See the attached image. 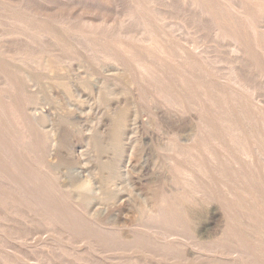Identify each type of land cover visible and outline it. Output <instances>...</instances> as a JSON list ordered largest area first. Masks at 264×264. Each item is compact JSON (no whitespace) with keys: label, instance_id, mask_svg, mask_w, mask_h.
Instances as JSON below:
<instances>
[{"label":"rangeland","instance_id":"374dc122","mask_svg":"<svg viewBox=\"0 0 264 264\" xmlns=\"http://www.w3.org/2000/svg\"><path fill=\"white\" fill-rule=\"evenodd\" d=\"M154 1L148 4L145 11L162 21L161 31L170 35L167 47L180 44L188 46L189 43V46H199L201 52L208 51L196 57L199 67L185 69H195L201 84L207 83L225 90L227 94L222 92L225 95L220 97L222 106L226 100L227 103L231 101L233 109L237 108L229 96V91L237 89L236 85L229 82L234 76L254 87V91L251 89L249 93L237 89L236 92L242 93L243 102L246 100L248 104L255 105L256 100H260L264 104V54L257 44L255 46V39L264 42V14L254 13L251 28L245 23L238 22L237 25L234 22L220 29L222 34L238 32L252 42L247 47L250 54L238 55L236 59L229 52L231 41L223 40L222 34H214L211 17L181 0ZM0 2L3 9L6 5L11 8L15 5L13 10L33 15L39 19V23L45 22L58 32L90 31L102 40L114 38L131 44L137 51L143 48V44L136 41L144 35L143 19L125 16L130 7L129 0ZM246 2V6L251 8V2L264 3V0ZM209 4L212 14L218 19L221 17L224 23L234 17L230 9L234 6L237 10L239 8L235 2L228 7L230 11L226 10L223 3L222 6L213 2ZM145 11L140 10V13ZM5 21L3 17L0 18V67H4V70L7 68L5 72L15 86L10 90L0 83V99L18 102V114L22 121L11 124L16 138L9 137L0 123V264H264V255L259 256L264 254V163L261 159L253 166H245L241 162L240 165L245 167L243 171L247 175L251 173L253 177L248 182L246 178L245 183L238 166L229 162L227 164L223 154L222 158L211 161L207 153L203 152V155L195 157L198 162L203 160V163L208 164L211 171L209 178L204 179L195 174L198 179L195 178L196 182L194 180L195 183L189 188H184L181 183L184 176L179 174L181 172L175 166L180 162L178 167H189V162L185 161L190 159L188 156L186 159V155H173V151H167L166 147L178 138L183 146L188 144L199 125L197 113L177 112L172 109L170 101L158 96L160 87L163 88L159 77L169 75L167 71L170 73V70L173 74L176 72L173 70L178 68L172 56L169 58L156 54L157 59L161 57L158 59L161 65L154 57L150 58L152 71L157 70V76L154 75L157 80L149 78L140 81L136 70L127 66L129 59L125 60L127 67L118 66L109 60H97L90 48L71 32L56 39L38 37L37 40L28 41L23 36L8 35L12 29ZM180 25L183 30H178ZM17 46H20L19 49ZM117 50L115 47L114 51L119 52ZM41 55L54 61V70L51 67L45 70L41 57V60L38 59ZM16 60L21 62L17 64ZM184 74L183 77H186ZM26 76L36 80L34 84H28V88L25 87ZM253 80L255 83H252ZM176 81L178 90L185 91V85L178 79ZM29 96L37 97L39 112L46 114L39 126L43 129L33 127L24 114L32 107ZM234 111L237 121L244 123L238 110ZM122 112L124 123L118 126L116 117ZM257 113L264 119L257 107L252 108V119L248 118L245 126L248 122H254ZM20 126L25 128L26 133H21ZM43 131L51 136V141L43 139ZM175 134L176 139L173 137ZM258 134L259 137L256 134L255 139H262L264 144V129L259 128ZM115 136H119L117 138L120 141V154L117 156L111 140ZM200 139L197 142L195 140L193 145L197 146ZM95 142H99L100 151L92 148ZM226 145L228 147V143ZM24 148L28 153H24ZM211 148L221 154L217 146L212 145ZM172 158L173 165L169 163ZM175 161L178 162L175 164ZM220 173L224 174V178H231L230 182L235 184L231 185L235 189L232 195L222 192L218 186L219 178L222 177ZM107 179H110L109 182ZM83 185H86L85 189ZM251 188L255 189L252 191ZM194 189L196 192L192 191ZM164 198L167 204L161 202ZM83 201L86 203L83 204ZM167 205L172 207L175 216L169 217V220L155 219L157 211ZM247 209L253 212L249 213ZM87 214L106 225H95ZM115 222L119 224L117 227L112 226ZM255 225L259 229H255ZM192 231L201 240L197 250L191 246L186 248L162 241L163 233H176L188 238ZM183 252H187V255L184 256ZM231 252L233 255H228Z\"/></svg>","mask_w":264,"mask_h":264},{"label":"bare ground","instance_id":"6f19581e","mask_svg":"<svg viewBox=\"0 0 264 264\" xmlns=\"http://www.w3.org/2000/svg\"><path fill=\"white\" fill-rule=\"evenodd\" d=\"M161 1L163 2V1H166V0H161ZM181 1H182V3L184 2L185 4H188L190 7L198 8L202 14H205L206 16L211 17L213 19V26H214V34L215 35L222 34V32L220 33V29H223V26L225 27V26H228V25H232V24H234V22L237 25H238V22L239 23H243V24L245 23V24L249 25V28H251V19L254 16V13L264 14V3H257V4L256 3H253L252 4V2H251V5H253V7L249 8L248 6H246V4H247L246 1L249 2L250 0H246V1L245 0H181ZM252 1H254V0H252ZM211 2H213L214 4L215 3H219V6H222V3H223L224 6H225V8H226V10H228V11L231 10L232 11V12L230 11V13L234 17L228 18L226 20V22L224 23L221 17H220V19H218L219 18L218 16L212 14L211 9H210V6L211 5L209 4ZM233 2H235V4H239V5H237L239 7L238 10H237V8L235 6H234V8H231L230 10L228 9V7L230 8L231 5H233L232 4ZM245 2H246V4H245ZM129 3H130V7H129V9L126 12V15H125L126 18L143 19V26H144L143 31H144V35L136 40L137 42H140L139 43L140 45L143 44V45H141V46H143V48L140 49L139 51H137L136 47L134 48L131 44H128V43L123 42V41H119L117 39L114 40V38H110V39H107V38L105 39L104 38L102 40L101 38H99V37L95 36L94 34L90 33V31H88L89 33L84 32V31H81V30H77V31H69L68 30L69 32L68 31H62L61 30L62 32L61 31L58 32V31L54 30L53 27H51L49 24H47L45 22L44 23H39V19L35 18L33 15H28V14L22 12V11H21L22 13H19V12L13 10L12 8L15 5H13L12 8L10 6H7L6 5V6H4L5 9H3L2 6H1L0 7V11L1 10H3V11H2V13L1 12L0 13H1V17H3L6 20L5 21L6 24L9 27H11V29L13 30V31L11 30L10 33L8 32V35L9 34H12V35L14 34V35H17V36H23L28 41H34V39H36L38 37H42V38L43 37L44 38L45 37H49V38H55L56 39L58 37H62L63 35H65V33H67V34L69 33L70 34V32H71L74 37H76L79 40H81L84 43L85 46H87V47L90 48V52L92 53V56H93V54H95L97 56L96 57L97 60L98 59L109 60V62H113L114 64H117L118 66H121V67L124 66L125 67L126 66L125 65L126 58L129 59V63H128L129 65L127 64V66H132L136 70L137 76H138V78H139L140 81H146L149 78H153V80H157V78H154L155 77L154 75L157 76V74H155V72L157 70L155 72L152 71V69H151L152 66H151V64L149 62V59L150 58H153L154 57L155 59H157L156 57L158 56V54L161 57H163V56H165V57L169 56V58H170V56H172L175 59L178 68H177V70L176 69L173 70L174 72L176 71L173 74H172V72L170 70V73L167 71V73L169 75H163V76H160L159 77L160 78L159 81H160V83H162L163 88L160 87L161 90L159 91L158 96L164 98V100L166 99V100L170 101V104H171L172 109L173 108L176 109L177 112L179 111L181 113H186V112L194 111L195 113H197L198 114L197 115V118H198L197 125H199V128H196L197 129L196 130V133L193 136L191 135L192 137L189 138L190 141H189L188 144H186V145L184 144V146H183V144H181V142H180V139L179 138H178L179 140L176 139L177 137H176V134H175V136L173 135V137L176 140H173V141L171 140L172 142H170V144L168 145V147H166V148H168L167 151L169 150V151H171V153L173 151V155L174 154H177L178 157L179 156H182V155H184V156L186 155L185 156L186 159H187V156H188L189 157L188 159H190V161H191V162L189 160H186L185 161L186 163L189 162V164H190V166L188 165L189 167H185V168L184 167H181V166L178 167L179 165H181L180 162H179V165L177 164L178 166L177 165L176 166L174 165L177 169H179L178 171L181 172L179 174H181V175L184 176L183 179L181 178L182 179V182L180 181L182 183L183 187L184 188L185 187L186 188L187 187L189 188L190 186H192L196 182V180L198 178H197V175H195V174H198V175L202 176V178L205 179V178L208 177L209 173H211L209 167L207 166L208 164L206 165L205 162L203 163V160H201V159H200L201 161L198 159L200 162H198L196 160V157L197 156L204 154L203 152L207 153L206 155H208L211 158V161H212V159L213 160H217L219 157L222 158V154H223V160H225L227 164L229 162V164L232 163L234 165H237L238 166L237 168H239V171H240V176L244 180L243 182H245V183H246V181L248 182L249 181L248 179L253 178L252 177V174L251 173L250 174L248 173L249 175H247L243 171V169L245 167L242 166V165H240L241 162L244 163L245 166L246 165L247 166H250V165L253 166V165H256L257 164V160L261 159L263 161L262 163H264V144H263V141L261 142L262 139H260V140L258 139V137H259V134H258L259 128L264 129V119L263 118L261 119L259 117V114L257 113V115H254V117L256 116L255 120L257 119V121L254 120L253 123H251V122L249 123L248 122L249 124L247 123V126H245L246 122L248 121V118L249 119H252L251 118V116H253V114H252V108H256L257 107V109H259V112L262 113V115L264 116V114H263L264 110H262V109H264V104L261 103L260 100H256L255 105H253L251 103L248 104L246 102V100L244 101L245 102V104H244V102L242 101L244 99H242V97H241L242 95L240 96V94H242L243 91H244V93H246V92L249 93V92H251L250 90L252 89V92H253L254 91V87H252V85H250V84H247V83L242 82L241 80H239V78H237V76H234L232 79H230L232 75H230V77H229V79H230L229 82L233 83V85H236L237 89L242 92V93L240 92V94H239V92H236L237 89H236V91L234 90V92H230L228 90L229 93H230V94L229 93L228 94H229L230 98L232 99V102L234 104H236V106H237V108H235L236 106L234 108L238 110V115L241 116V119H243V121H245L244 123L243 122L240 123L239 121H237L238 120V117H237V114H235V111H234L235 109L232 108V105L230 103L231 101H229V103H227L226 100H225V102L223 103L224 106H222V100H220V97H222V95L227 94V92L225 90L222 91L221 90L222 89L221 87L219 89V88H217V86L216 87H213L211 84L210 85H208L207 83H206L207 85L205 83L204 84H201V81H198L199 79H197V76H196V73L197 72L195 71V69L194 70L193 69L192 70L191 69L190 70L185 69L187 67L188 68L189 67H199L198 66V63H197L196 57L198 58V57H201V55H202V52L203 51L201 52V50L199 49L200 47L197 46L196 44H192L191 46H189V43H188V46L180 44V45H175V46L171 45L172 47L171 46L170 47H167L166 44L170 42V39H169L170 38V35L167 34V33H165V32H162L161 31L160 25H161V22L162 21L160 22V21L156 20L152 16L151 13H149L148 11H145V8L148 6V4L155 3V1L154 0H129ZM217 7H218V5H217ZM244 7H246V8L248 7L249 9L248 8L246 9ZM241 8H244V10H239ZM212 9H213V7H212ZM140 10H143L145 12H143V14H142V13H140ZM187 10L189 11V7H188ZM185 11H186V8H185ZM31 12H32V10H31ZM156 13H157V11H156ZM57 18H58V15H57ZM164 20H166V18ZM253 24H254V22H253ZM238 28H240V27H238ZM179 29L183 30V26L180 25V27H178V30ZM198 32H199V30H198ZM105 34H106V32H105ZM127 35H128V33H127ZM127 35H126V37H127ZM209 35H211V34H209ZM220 36H221V38L223 40L229 39L231 41V45L229 47L228 46L227 47L229 48V52L231 53V55H233L234 57H237L236 59H238V55H241L242 54V55H245L246 56V55L250 54V51L248 50L247 47L249 46V42H251V41L249 39H247V37H245L243 35L241 36L238 32L227 33V34H224L223 33ZM106 37H108V36L106 35ZM131 38H132V36H131ZM255 41H256L255 46L257 44L258 47L263 51V54H264V42H262V40H261V42H262L261 43V42L257 41L256 39H255ZM59 43H61V42H59ZM2 45H3V43H2ZM253 45H254V43H253ZM13 46H15V44ZM19 47H18V49H19ZM115 47L118 48L119 52L114 51V48ZM256 49H258V48L256 47ZM41 50H43V49H41ZM86 52H88V51H86ZM205 52H208V51H205ZM205 52H203V53L205 54ZM3 53H4V51H3ZM42 54H43V56H45L44 55V52ZM144 54L145 55H148V57L145 56ZM156 54H157V56H156ZM43 56L41 55V56L38 57V59L40 57L42 59V62H43L42 66L45 67V70L47 68H50V67L52 69L53 68L52 67L53 66V62L54 61H51V59H49V58H46L45 59ZM160 58H158V59H160ZM41 59H39V60H41ZM158 59H157V61H158ZM39 60L37 61L38 64H40V61ZM16 61H17V64L21 62L20 60H16ZM58 61H59V59H58ZM171 61L175 62L174 60H171ZM60 62H61V60H60ZM160 62H161V60L158 61L159 64H160ZM35 63H36V61H35ZM35 65L37 66V63ZM15 66H16V64H15ZM208 66H210V65H208ZM248 67H249V64H248ZM52 70H54V69H52ZM239 70H240V68H239ZM5 71H7V68H5V70H4V67H0V83L4 84L7 88H9L11 90V89L14 88L15 85L13 86V84L11 82L13 80L10 81V79L8 78V75H7L8 73L6 74ZM177 71H179V73ZM183 73H186V74H184V76H186V75L187 76L186 77H183ZM213 73H214V71H213ZM240 74H241V71H240ZM241 76H242V74H241ZM176 79H178V82H180L181 84H184L185 85V87H186V90L185 91H182L181 92L180 88H179L180 91L178 90V87H176L177 86ZM244 79H245V77H244ZM25 80H26L25 82H27V84L25 85V87L27 86V88H28V84H32L33 82L36 81V80H34V78H32L30 76H26ZM25 82L23 84H25ZM198 82H200V83H198ZM252 83H255L254 80L252 81ZM56 84H57V82H56ZM62 84H63V82L61 83V85ZM213 84H215V83H213ZM206 86H208V87H206ZM35 87H36V85H35ZM164 87L165 88H169V90H167V89L165 90ZM200 88L202 89L201 92L199 91ZM255 88H256V86H255ZM29 91H30V87H29ZM32 91H33V89H32ZM142 91H143V89H142ZM222 92L225 93V94H223ZM33 93H34V91H33ZM35 94H36V92H35ZM29 98H30V96H29ZM31 98H30V105L32 107L30 109H27V111H25V113L24 112L23 113L25 114V116L28 117V120H29L30 124L33 127H37L39 129H43V127L42 128H40V127H41V123L45 119V116H44L45 113L39 112L40 109L38 110V108H37V105H38L37 100H36L37 97L35 98L33 96ZM242 102H243V105H242ZM17 103L18 102L14 101V100L4 101V100H1L0 99V123L3 126V131L9 137H12V138H16V135H15V131L11 128V124L16 123V122H19V121H22L21 118H20V116H19V114H18L20 110H19V107H18V104ZM20 115H22V113H20ZM116 118H117L116 119L117 125L118 126H121L124 123V119H125L124 112L120 113ZM242 124H244V126ZM161 126H162V124H161ZM161 126H160V128H161ZM20 128H21V130H20L21 133H26L24 127H21L20 126ZM51 134H52V131H51ZM256 134L258 136L257 137L258 140L255 139ZM204 136H205V138H207V140H205V138H204V140H202V137H204ZM42 137L46 141H48V140L51 141V139L49 138L51 136H49L48 133H44V131H43ZM117 137H119V136H115V138L112 137V139H111L113 141V145H114V148H115V154H116V156L118 154H120V152H119V142L120 141H119V139ZM199 137H201V139H200L201 141L199 142V143H201V145H199V143L197 144V146L196 145H193L194 142H195V140H196V142H197V140H199ZM168 139H170V138H168ZM53 142H54V140H53ZM185 142H188V141H185ZM38 143H39V141H38ZM227 143H228V147L226 145ZM212 145H215L218 148H220L221 154L216 153V151H214L211 148ZM92 146H93L92 148L94 149V151H100L101 150L100 149L101 147H100L99 142H95L94 145H92ZM174 146H176L177 149ZM6 148H8V147H6ZM180 148H181V150H180ZM165 150L166 149H164V151ZM23 151H24V153H28V150L25 149V148L23 149ZM177 155H175V156L177 157ZM185 157H183V158H185ZM200 158H201V156H200ZM172 159L169 160V163L171 165H173V163H174V158H172ZM191 159H193V160H191ZM177 162L175 161V164ZM185 162L183 160V163H185ZM113 164H115V162H113ZM184 165L186 166V164H182V166H184ZM41 166L43 167V165H41ZM103 167L105 168V165ZM107 168L109 169V166L108 165H107ZM112 168H113V166H112ZM167 168H168V165H167ZM256 170H257V168H256ZM220 171H222V170H220ZM175 173H176V171H175ZM220 174L222 175V173H220ZM232 174H233V172H232ZM55 175H56V173H55ZM223 175H222V177H220L222 179L219 178L220 181H218L217 184L220 187V189L222 190V192H225L228 195H232L234 193V191H235V189H233L232 186H234L235 184L234 183L233 184L231 183L233 181L230 182V179L231 178L229 179L228 176H226L224 178ZM195 178H196V180H195ZM246 178H247V180L245 181ZM12 180H13V178H12ZM109 180H108V182H109ZM194 180H195V182H193ZM106 181H105V184L108 185V182H106ZM67 187H65V188H67ZM103 187H104V185H103ZM239 187L240 186H238V188ZM256 187H257V185H256ZM76 188H77V186H76ZM82 188L85 189L86 188V185H83ZM199 188H201V187H199ZM240 188H239V190H240ZM255 188H253V189H255ZM253 189H252V191H253ZM192 191H195V189L192 190ZM254 192H255V190H254ZM17 194H18V192H17ZM163 196H164V194H163ZM93 199H94V197H93ZM77 200L79 201V199H77ZM165 200L166 199L164 198V200L162 199L161 202L164 203V204L165 203L167 204V202ZM84 202L86 203V201H83V204H84ZM71 204L73 205V203H71ZM257 210L259 211L260 209H257ZM181 211H182V209H181ZM248 211H249V213H252L253 212L250 209L249 210L247 209V212ZM18 212H19L18 215H20L21 212L19 210L17 211V213ZM255 213H253V214H255ZM259 214H260V212H259ZM24 215H25V213L23 214V216ZM26 215H27V213H26ZM256 215H258V212L256 213ZM87 216L90 217L91 220H92V222L95 225H97V226H100L101 227L102 225H106V224L102 223L101 221H95V219H92L93 216H91L89 214H87ZM173 216H175V215L173 213L172 207H170V205L169 206L167 205V207H165L164 209H162V210L159 209L157 211V214H156L155 219H159L160 220V218H161V219H164L165 220L167 218V220H169L168 218L169 217H173ZM27 218H29L28 215H27ZM64 220H65V218H64ZM29 222H31V221H29ZM241 222H242V220H241ZM116 223L117 222H115V225H112V226L113 227H117L119 224L117 223V225H116ZM257 223H258V221H257ZM257 223H256V225H257ZM259 224H260V222H259ZM259 224H258V227H259ZM256 225H255V227H256ZM261 225H260V227H261ZM258 227H256L255 229H259ZM145 229H146V227H145ZM115 230H116V228H115ZM56 232H58V231H56ZM23 233H25V232H23ZM192 233H194V232L192 231ZM192 233H191V237H188V238H186L185 236H182L180 234H176V233H165V234L163 233L162 241H164V243H167V244H174V245H178L179 244L182 247H186V248L189 247V246H191L192 249L197 250V249L200 248V247H198L199 246L198 243H199L200 238H198V236H197L196 233H194L195 235H193ZM35 235H36V233H35ZM70 238H72V237H70ZM127 238H128V236H127ZM243 240H245V239H243ZM253 240H255V239H253ZM16 241H17V239H16ZM20 242H22V241H20ZM133 243H134V241H133ZM259 243L261 244V241H259ZM201 245L202 244L200 243V246ZM41 248H42V246H41ZM44 248H46V247H44ZM86 248H87V246H86ZM202 251H204V250L202 249L201 252ZM187 252H185V253L183 252L184 256L187 255ZM262 252H263V249H262ZM234 254H235V252H234ZM228 255H233V252L229 253ZM261 255H264V254L262 253L259 256H261ZM251 258H252V256H251ZM89 261H90V259H89ZM139 263H140V261H139Z\"/></svg>","mask_w":264,"mask_h":264}]
</instances>
